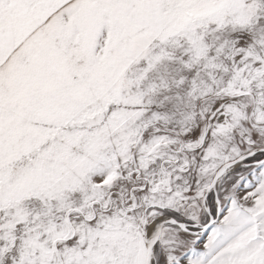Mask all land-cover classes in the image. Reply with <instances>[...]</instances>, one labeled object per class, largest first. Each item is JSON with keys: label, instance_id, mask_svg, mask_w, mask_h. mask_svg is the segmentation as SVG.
Instances as JSON below:
<instances>
[{"label": "snow or ice", "instance_id": "1", "mask_svg": "<svg viewBox=\"0 0 264 264\" xmlns=\"http://www.w3.org/2000/svg\"><path fill=\"white\" fill-rule=\"evenodd\" d=\"M0 264H264V0H0Z\"/></svg>", "mask_w": 264, "mask_h": 264}]
</instances>
